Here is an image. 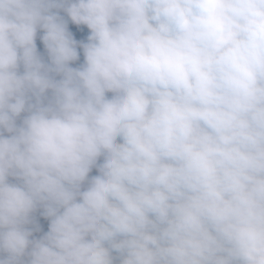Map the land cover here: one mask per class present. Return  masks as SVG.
I'll return each instance as SVG.
<instances>
[{
  "label": "clouds",
  "instance_id": "9594fccd",
  "mask_svg": "<svg viewBox=\"0 0 264 264\" xmlns=\"http://www.w3.org/2000/svg\"><path fill=\"white\" fill-rule=\"evenodd\" d=\"M0 264H264V0H0Z\"/></svg>",
  "mask_w": 264,
  "mask_h": 264
},
{
  "label": "trees",
  "instance_id": "16d2710c",
  "mask_svg": "<svg viewBox=\"0 0 264 264\" xmlns=\"http://www.w3.org/2000/svg\"><path fill=\"white\" fill-rule=\"evenodd\" d=\"M70 29V28H69ZM85 29L87 30V28L85 27ZM88 31V30H87ZM37 47H38V50L46 56V53L44 52V48H43V45L41 43V41L39 40V38L37 39ZM97 174L95 170H93L92 172V175H95ZM36 218H37V221L38 223L40 224L41 226V231L40 232H36L34 233V236L35 237H40L41 235H43L44 232H46L48 230V221L46 219L43 218V216H41L39 214V212L36 214Z\"/></svg>",
  "mask_w": 264,
  "mask_h": 264
},
{
  "label": "rangeland",
  "instance_id": "374dc122",
  "mask_svg": "<svg viewBox=\"0 0 264 264\" xmlns=\"http://www.w3.org/2000/svg\"><path fill=\"white\" fill-rule=\"evenodd\" d=\"M69 28L70 30L74 33V35L79 39L82 36H86L88 34V31L85 29L84 26H79L77 27L76 25L71 24V22L69 23ZM45 56V55H44ZM45 59H47V56H45ZM83 62V56L81 54V59L80 61L77 62L78 63H82ZM73 66H77L76 64H74Z\"/></svg>",
  "mask_w": 264,
  "mask_h": 264
}]
</instances>
